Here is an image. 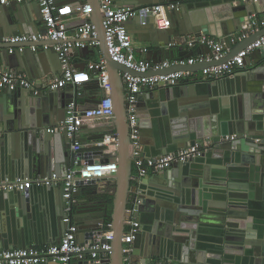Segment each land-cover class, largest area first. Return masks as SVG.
Instances as JSON below:
<instances>
[{"label": "water", "instance_id": "water-1", "mask_svg": "<svg viewBox=\"0 0 264 264\" xmlns=\"http://www.w3.org/2000/svg\"><path fill=\"white\" fill-rule=\"evenodd\" d=\"M184 1L130 0L127 6L136 9L165 5L169 21V28L159 29L157 14L139 13L129 21L137 26L132 34H137L140 41L163 43L166 46L170 45L172 36L186 42L190 34L206 32L222 40L227 54L220 61L204 60L182 64L181 61L190 58L192 52L180 53L174 58L166 53V48H162L157 58L153 46L147 54L148 60L159 63L170 59L175 63L160 70H150L149 74H168L174 71L195 73L226 62L264 36L262 28L234 45L231 39L255 12L252 7L258 3L264 4V0L252 4L228 0L229 4L225 6L197 9L194 5L191 10ZM71 2L74 10L70 14L76 16L79 14L76 9L79 0ZM86 2L92 4L93 15L90 20L98 31L99 48L110 70L115 110L114 129L111 133L118 138L117 154L112 159L118 161L119 169L111 177L100 178L81 187L84 192L87 188L95 192V188L103 182L114 180L116 183L112 209L108 199L104 196L98 199L90 191L84 204V218L75 217L79 232L88 233L89 241L92 242L95 235L105 231L109 222L112 223L111 228L115 232L113 246L104 264H126L122 238L127 221L133 216L141 220L142 227L140 241L136 239L133 245L130 257L132 263L147 264L151 259L159 258L179 264H240L241 259L244 264L248 261L253 264V258L249 257L245 245L264 244V48H257L246 57L245 66L254 62L253 66L233 75L213 80H191L176 85L162 84L138 94L139 107L142 110L147 108L145 114H141L139 123L141 142L148 158H157L194 145L197 141L209 142L210 145L203 155L186 163H174L169 169L152 177L148 175L141 178L135 184L132 179L135 167L128 104L121 72L138 73L110 55L100 3L97 0ZM172 2L177 5L169 12L168 5ZM13 4L0 5V38L22 33L24 29L38 33L35 26L43 19L40 4L34 1L24 7L17 6V10ZM29 8H32V13ZM78 21L80 25L85 22ZM45 44L43 40L37 43L38 46ZM3 47L7 49V46ZM203 50L207 55L213 54L208 47ZM73 51L83 52L84 57L94 52L89 46L75 48ZM38 59V55L30 59L31 66L34 72L37 70L42 73ZM45 75L53 77L54 74L47 72ZM60 90L52 91L55 95L53 97H25L24 94L15 97L12 93H0V139L7 143L11 138L9 132L14 133V156L18 152L15 159L4 155L0 177L9 173L14 177L28 175L29 178L23 177L27 179L34 178L35 173H38L37 177L49 176L59 171L58 163L62 164L64 171L60 175H64L65 171L74 166L75 153L70 149L67 132L59 133L62 134L59 137L46 129L66 120L69 102L63 99ZM146 98L148 101H145ZM77 102L83 110L92 108L85 98ZM234 134V139L227 138ZM211 155L219 158L215 166L204 164ZM18 159L24 163L18 162ZM58 187L63 193L62 185ZM35 188L41 192L53 187L33 186L24 193L16 191L18 196L15 201H4L6 192H0V242L6 249L9 248L10 238L16 228H13V220L23 217L24 223H32L38 210L43 209L47 203L35 197ZM137 198L140 200L138 212H128L129 206ZM47 201V205H50L51 201ZM253 249L250 248L248 252H254ZM77 264L95 262L87 259Z\"/></svg>", "mask_w": 264, "mask_h": 264}, {"label": "built area", "instance_id": "built-area-1", "mask_svg": "<svg viewBox=\"0 0 264 264\" xmlns=\"http://www.w3.org/2000/svg\"><path fill=\"white\" fill-rule=\"evenodd\" d=\"M38 2L41 6V13L45 23V33H24L7 35L0 38V45L7 46L9 53H23L27 50L37 52L40 46L37 45L41 40L53 41L54 49L59 54L62 64V74L58 77L46 80L40 87L37 82L29 79L25 74L18 73L11 69L0 67V91L4 88L29 89L34 94L39 95L44 91H54L63 89L67 86H73L78 90L82 89L84 84L82 78L78 77L76 69L71 64V53L75 48L85 46L98 48L100 41L98 31L95 25L90 21L93 15L92 4L82 3L79 0L76 7L85 22L76 30L74 34L68 31L67 24L59 12L57 0H0V5H9L11 3ZM100 3L101 12L104 15L103 25L105 29L106 43L110 55L114 60L124 66L137 72L134 75L129 72H121L124 81L126 93L127 113L129 118V129L132 146V156L134 158L135 175L133 183L137 184L141 178L151 173H159L170 168L174 163H186L196 157L203 155L209 147V142L197 141L194 145H189L177 151H173L157 158H148L144 153V145L141 142L142 133L139 123L138 113V94L154 89L162 84L176 85L182 79L191 76L190 71H174L168 74H149L150 70H160L169 67L175 63L172 60L154 63L147 59L148 47H140L142 57H137V48L135 47L132 34L128 31L125 22L133 16L143 14H158L165 7L164 5L146 6L136 9L132 6L120 7L116 0H97ZM260 0H240L242 4L259 2ZM177 3L172 2L168 8L174 9ZM166 8V7H165ZM247 20L240 31L233 35L232 43L242 41L264 28V19ZM181 44L187 50H196L198 48L208 47L213 51L212 55L200 56L197 58H188L181 61L194 64L200 61H220L225 57L227 51L220 38L210 35L206 32L190 34L186 42H174L170 45ZM48 44L42 47H48ZM264 48V36L255 42L249 44L233 58L226 62L212 65L202 69L206 79H219L224 76H230L245 66L246 57L257 48ZM89 69L97 74L99 84L104 92V96L95 107L83 110L79 107L76 100L68 103L65 122L55 126H48L46 129L51 133L67 132L70 138V149L75 153L74 166L68 169L64 175L53 173L49 176H39L37 178L27 179L23 177L5 178L0 181V192H26L30 187L39 186H59L63 188L64 198V217L65 232L58 243L45 247H27L17 249H0V264H77L79 261L91 259L95 264H104L110 256L112 249V240H114V230L112 223H108V228L94 236L92 242L86 244L80 243L78 225L74 218L75 205L77 203V194L83 185L94 183L100 178L111 177L118 172L119 164L117 160H103L101 158L88 159L83 151L84 144L79 138L81 122L85 119H107L115 120V110L113 97L111 95L112 84L110 80V70L107 65L106 57L100 50L97 58L88 65ZM80 93V92H79ZM236 134L227 136L228 139H234ZM95 146L117 145V135L109 133L93 141ZM86 157V158H85ZM81 163V164H80ZM140 200L137 198L132 206H129L128 212L137 213ZM126 231L122 238L123 251L126 255V264H146L142 262L132 263L131 253L133 244L141 232V220L133 216L127 221ZM87 250H90L89 254ZM147 264H179L168 259H151Z\"/></svg>", "mask_w": 264, "mask_h": 264}, {"label": "crops", "instance_id": "crops-1", "mask_svg": "<svg viewBox=\"0 0 264 264\" xmlns=\"http://www.w3.org/2000/svg\"><path fill=\"white\" fill-rule=\"evenodd\" d=\"M238 1L239 0H235V1L233 0L232 2L237 3ZM84 2L85 1L82 0V3ZM28 3L31 4L32 2L17 3V4L15 3L13 4V7H15V9L17 10L18 8L17 6L21 5L22 7H24V5ZM129 3H130V0H116V4L120 7L127 6V4ZM184 3L187 4V6H189L190 10L192 9L194 5L197 7V9H204V8L208 9L211 6L218 7L221 5L225 6V4H229L228 0H185ZM57 5L59 8V12L61 13V16H63L67 24L68 31L71 34H74L76 30L82 25V24L81 25L79 24L78 20H85V18L81 16L80 14L76 16L70 14L74 10V7H73L74 4H72L71 0H57ZM33 7H36V5H33ZM29 9H30V12L32 13V10H31L32 8H29ZM252 9L255 12L252 13L253 16L251 17V19H256V18L264 19V4L263 3L256 4V6L252 7ZM166 11L167 9L164 7L163 10L158 12L157 14V17H159L157 19V24H158L157 26L159 29L169 28V21H168ZM169 12H172L171 8H169ZM25 13L27 14V12ZM66 15H68V17L65 18L64 16ZM131 19L127 20L125 24H126L128 31L132 34L134 30H137V26L135 23H132V24L131 22L129 23ZM35 29L39 30V33H45L46 27H45V23L43 19L39 24L35 26ZM24 33H37V32H29V29H24V32L18 33V34H24ZM132 36H133L135 47L137 48V57H142V54L140 52V47H148L150 50V48H152L153 46H154L155 53H157V56H156L157 58L158 56L161 55L162 48H166L167 49L166 53L169 56L174 57V58L178 57L180 53L188 54L189 52L190 53L192 52V55L190 58L207 56V54H205V51L203 50L204 48L203 49L198 48L196 50H187L181 44L164 46L163 43H153L154 44L153 45L152 43H146V42L140 41L137 34H132ZM43 42H46V44H48L49 46L47 48L40 46L37 52L27 50L23 53L17 52V53L11 54L3 46L0 47V67L5 68V69H11L18 73L27 75L29 79L37 82L38 87H40L42 83L45 82L46 80L60 76L62 74V64L59 58V54L54 49V44H52L51 41L43 40ZM174 42L183 43L182 39L172 36L171 43H174ZM234 44L235 43H233V45ZM90 49L94 50V52H90L86 57L83 56V52L73 51L71 53V64L77 70L76 73L78 77L82 78L84 82L82 89L78 90L77 88L73 86H67L61 89L59 93L61 94L63 99L65 101H68L69 103L73 102L74 100L79 101L82 98H85L88 100V103L90 104V106L93 107V105L97 104L99 100H101V98L104 96V92L99 84L97 74L94 71L90 70L88 67L89 63L97 58L100 52V48L90 47ZM35 55L36 56L38 55L39 57L38 61L42 65V68H41L43 69L42 73H39L37 70L34 72L32 69V66H31L32 60L30 59H34ZM40 55H41V58H40ZM254 64H255L254 62L252 64H247L246 66L242 67L240 70L248 68L249 66H253ZM47 72H51V74H54L53 77H50L49 75H45L47 74ZM204 79H206V77L203 75L202 70H199L193 73L191 76H188L182 79L180 83H185L191 80L196 81V80H204ZM209 80H212V79H209ZM51 92L44 91L38 96L39 97L49 96V95L51 97L55 96ZM0 93H12V95L15 97H17L20 94H24L25 97L27 95H29L30 97L37 96L29 89H20V88L13 89L10 87L4 88L3 90L0 91ZM145 101H148V99L146 98ZM222 105H225V104L222 103ZM146 111H147V108H143L142 110V108H140L138 105L139 119H140L141 114H145ZM29 116H30V113H28V117ZM113 129H114V120L85 119L81 122V130L79 132V138L81 139V142L84 144L83 151L87 154L88 159L101 158L103 160H110L116 157V154H117L116 146L117 145L113 144V145L101 147V146H95L93 144V141L96 138H101L104 135L111 133ZM12 135H15V134L12 132H9V136L11 138H9V141L7 143L0 139V165H2L3 163L4 155H6L9 158L14 157V159L17 156L18 152L16 151V154L14 156L13 150H12V144H13L12 139H14ZM55 135H58L59 137H61L62 134L56 133ZM0 136H2V133H0ZM218 160L219 158L211 155V157L209 158V161L205 162L204 164L205 165L208 164L209 166H213V165L215 166L217 165ZM18 162L24 163V162L19 161V159H18ZM58 166H59V171H55V172L59 174H63L62 172L64 171H62V164L58 163ZM174 169H176V167L173 168V170ZM67 171H65V173ZM36 174L38 173H35L34 178H37ZM155 174L156 173H151L149 174V177H152ZM6 175L7 174H3L2 177H0L1 180H4L2 178H5ZM7 176L8 177L6 178H15L14 175L10 173ZM23 177L29 178L28 175L26 176L24 175ZM90 191L92 192L91 195L96 194L98 199H101L103 196L106 199H108L110 209H112L113 201L115 197L114 195L116 192V183L114 180L103 182V184L95 188V192L92 191V188H87L86 192L80 189V191L77 194V203H76L79 206L75 207L76 214L74 213V218L76 217L79 219L81 216H82V219L84 218V215L82 213L85 212L84 204L87 202V198L90 195ZM34 193L36 194L35 197L38 200L43 201L44 199V201H46L47 203H48L47 200H50L51 204L47 205V203H45L43 209L38 210V214L32 223H24L23 217L21 218L19 217L13 220L12 222L13 228L14 227L16 228H15V231L13 230V233H12V236L9 242L10 245H9V248L7 249L27 248V247H32V246L45 247V246L52 245L54 243H58L64 235V229H65L64 222H63L64 198H63V193L60 192V188L58 186H53L51 190H41V192H38V189H36ZM17 194L18 193L16 191L6 192L4 194L5 196L3 199L4 201H13V200L15 201L18 196ZM76 218H75V221H76ZM3 224L4 226H6L5 221ZM78 237H79L80 243L86 244L89 241L88 233L86 232H79ZM137 239H139L140 241V236L137 237ZM252 247L254 248L252 250L254 252L252 253L248 252L250 251V248ZM244 248L248 250L247 253L249 257L253 258V264H264V244H261V245L259 244L255 246H253L252 244L245 245ZM0 249H6L3 247L2 242H0ZM154 259H159V258H154ZM244 263L245 262H243V259H241L240 264H244ZM49 264H57V263H49ZM246 264H251V261H248Z\"/></svg>", "mask_w": 264, "mask_h": 264}, {"label": "clouds", "instance_id": "clouds-1", "mask_svg": "<svg viewBox=\"0 0 264 264\" xmlns=\"http://www.w3.org/2000/svg\"><path fill=\"white\" fill-rule=\"evenodd\" d=\"M176 3V2H175Z\"/></svg>", "mask_w": 264, "mask_h": 264}]
</instances>
